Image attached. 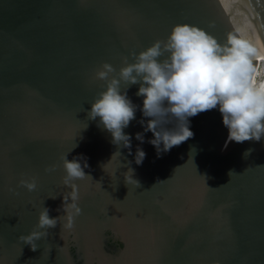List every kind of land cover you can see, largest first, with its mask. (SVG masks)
<instances>
[{"label": "water", "instance_id": "obj_1", "mask_svg": "<svg viewBox=\"0 0 264 264\" xmlns=\"http://www.w3.org/2000/svg\"><path fill=\"white\" fill-rule=\"evenodd\" d=\"M180 23L219 42L228 33L251 42L256 23L264 36V0H0V264H76L73 251L83 264H264V137L224 148L228 130L213 109L190 117L194 136L158 156L139 123L149 118L138 84L127 89L137 105L124 129L130 149L111 143L98 117L88 119L105 84L95 78L101 64L119 70L122 57L133 62L130 53ZM137 147L146 153L140 165ZM62 155L88 164L92 178L74 181L81 214L70 231L58 222L32 251L18 237L41 208L64 215ZM129 167L140 187L125 183ZM29 177L31 192L19 185ZM107 231L120 250L106 247Z\"/></svg>", "mask_w": 264, "mask_h": 264}, {"label": "clouds", "instance_id": "obj_2", "mask_svg": "<svg viewBox=\"0 0 264 264\" xmlns=\"http://www.w3.org/2000/svg\"><path fill=\"white\" fill-rule=\"evenodd\" d=\"M129 55L133 62L122 57L119 70L108 63L96 70L95 78L105 84L88 112L89 120L99 118L97 126L111 134V143L118 148H131V136L124 129L135 119L137 105L128 98L127 89L137 84L136 95L143 97L140 110L143 117L149 118L139 123L145 132L152 133L153 138L148 143L158 156L194 136L189 126L190 117L213 109L219 110L228 130L224 148L229 142H259L264 137V79H259L258 68L254 65L257 49L245 36L228 33L225 40L219 42L202 28L180 23L172 27L164 40H156L139 53ZM169 124L173 126L166 127ZM135 138L144 142L143 133H136ZM252 151L245 150L243 157L247 158ZM116 154L117 151L113 153ZM145 156L146 153L137 147L134 162L142 164ZM60 160L65 173L61 182L70 189L61 194L59 210L64 215L50 217V210L41 208L33 230L18 237L32 251L37 249L36 241L46 238L48 230L55 228L58 222L63 221L61 230L70 231L74 218L81 214L80 195L74 181L91 177L84 171L88 167L86 158L77 156L69 160L62 155ZM54 170L55 165L45 169L46 172ZM233 172H228L230 179ZM123 176L127 185L141 186L133 178L131 167ZM163 181L158 179L156 183ZM19 185L29 192L36 189L34 177L21 179Z\"/></svg>", "mask_w": 264, "mask_h": 264}, {"label": "bare ground", "instance_id": "obj_3", "mask_svg": "<svg viewBox=\"0 0 264 264\" xmlns=\"http://www.w3.org/2000/svg\"><path fill=\"white\" fill-rule=\"evenodd\" d=\"M251 43L258 52L254 60V65L258 68L259 79H264V36L261 30H259L257 23L251 35Z\"/></svg>", "mask_w": 264, "mask_h": 264}, {"label": "flooded vegetation", "instance_id": "obj_4", "mask_svg": "<svg viewBox=\"0 0 264 264\" xmlns=\"http://www.w3.org/2000/svg\"><path fill=\"white\" fill-rule=\"evenodd\" d=\"M106 247L112 246L115 251L120 250V248L122 247V243L121 241L116 238L113 234H111V232L107 231L106 232ZM74 254V262L76 264H83L82 263V258L78 255V253H76V251H73Z\"/></svg>", "mask_w": 264, "mask_h": 264}]
</instances>
